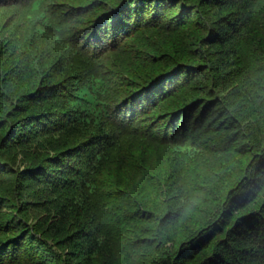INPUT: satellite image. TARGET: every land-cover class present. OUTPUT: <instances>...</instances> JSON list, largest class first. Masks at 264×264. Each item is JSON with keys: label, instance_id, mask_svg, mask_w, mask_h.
<instances>
[{"label": "trees", "instance_id": "trees-1", "mask_svg": "<svg viewBox=\"0 0 264 264\" xmlns=\"http://www.w3.org/2000/svg\"><path fill=\"white\" fill-rule=\"evenodd\" d=\"M0 264H264V0H0Z\"/></svg>", "mask_w": 264, "mask_h": 264}]
</instances>
